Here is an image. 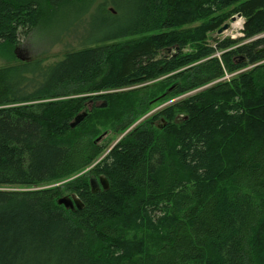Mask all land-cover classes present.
Wrapping results in <instances>:
<instances>
[{"label":"trees","instance_id":"trees-1","mask_svg":"<svg viewBox=\"0 0 264 264\" xmlns=\"http://www.w3.org/2000/svg\"><path fill=\"white\" fill-rule=\"evenodd\" d=\"M96 1L0 0V52L14 58L20 37L65 28ZM103 1L93 24L101 39L86 45L139 39L84 48L46 67L0 68V107L20 104L0 108V186L60 181L102 157L91 174L108 189L92 194L81 178L68 184L79 210L57 204L58 188L0 191V264H264V0ZM234 15L244 19L242 37L208 44ZM167 75L174 94L200 91L107 153L93 141L86 103L101 101L97 111L123 131L137 95H80ZM162 222L165 236L152 252L125 243L134 224Z\"/></svg>","mask_w":264,"mask_h":264},{"label":"rangeland","instance_id":"rangeland-1","mask_svg":"<svg viewBox=\"0 0 264 264\" xmlns=\"http://www.w3.org/2000/svg\"><path fill=\"white\" fill-rule=\"evenodd\" d=\"M103 0H97L93 6L89 9V12L79 20L74 21L69 26H65L62 29H39L29 33L27 38L20 37L19 44L14 54V58H9L4 53L0 52V68L18 66L25 63L38 62L42 67H46L62 61L66 55L82 50L84 48L100 47L104 45L123 43L130 40L139 39V36H133L129 38H122L120 40L110 41L107 43H93L92 45H86L91 42H97L101 39L100 32L94 29L93 24L95 21L97 8L103 3ZM111 9V6L107 5L106 10ZM203 20L187 23L183 28H193L201 24ZM234 23H239L238 26L232 27ZM244 19L234 15L225 24H228V29L221 33L213 32L208 35L207 43L214 45L215 41H222L225 39L236 40L242 37ZM242 26V28H241ZM94 29V30H93ZM234 29V30H233ZM99 32V33H98ZM156 34V33H154ZM187 47L184 52L189 51ZM167 54H171L167 53ZM218 56L220 53L217 54ZM253 67H246L241 72L250 70ZM38 75L29 76L31 79L30 85H35V82H39ZM230 75L224 72V80L229 79ZM169 75L159 77L155 80L118 89L117 91H102L91 94L80 95L81 97H103L109 94H122L126 97H130L131 94L136 93V98H133V112L132 116L135 118L133 123L123 131H118L115 127L113 120L107 118V116L97 108L100 107L101 101H96L94 104H90V101L86 103V110L91 114L90 123L95 126V135L93 141H99L98 144L105 147L107 153L113 146L126 137L133 129L149 122L158 116L163 110L177 104L178 102L186 99L188 96L200 91L195 90L186 94H174V84L167 81ZM29 104V103H24ZM31 104V103H30ZM20 105L19 103L2 106L0 108H11ZM162 125L161 119H157L154 122V127ZM115 126V127H114ZM102 158V157H101ZM95 163L87 165L84 169L78 173L55 182H49L36 187H18V186H0V191H31L40 189L58 188L63 197H71V193L67 189V185L73 183L78 178L86 179L89 183L90 177H92L91 170L100 160ZM99 177H97L98 179ZM167 225V224H166ZM165 222L156 225L146 224L143 227L138 228L134 224L131 229L125 232V243L134 249H143L144 252H152L155 247L162 242L166 231ZM129 247V246H128ZM145 254V253H144Z\"/></svg>","mask_w":264,"mask_h":264},{"label":"water","instance_id":"water-1","mask_svg":"<svg viewBox=\"0 0 264 264\" xmlns=\"http://www.w3.org/2000/svg\"><path fill=\"white\" fill-rule=\"evenodd\" d=\"M240 17V15H237ZM228 24L223 25L218 31L217 34H221L225 32L228 29ZM169 52V50H167ZM105 105H102L101 107H104ZM86 113H82L78 116H76L73 120V122L70 124L71 128L76 127L78 124L82 122V120L85 118ZM89 187L92 194L98 193L100 190H107L108 189V182L105 178L99 177L98 179L94 176L90 177L89 179ZM57 204L59 206L64 207L66 210H74V209H81L82 203L78 198H76L74 195L71 197H62L58 199Z\"/></svg>","mask_w":264,"mask_h":264},{"label":"bare ground","instance_id":"bare-ground-1","mask_svg":"<svg viewBox=\"0 0 264 264\" xmlns=\"http://www.w3.org/2000/svg\"><path fill=\"white\" fill-rule=\"evenodd\" d=\"M239 24V23H238ZM238 24L237 23H234V25L232 26V27H235V26H238ZM241 28H242V26H241ZM234 30V29H233Z\"/></svg>","mask_w":264,"mask_h":264},{"label":"flooded vegetation","instance_id":"flooded-vegetation-1","mask_svg":"<svg viewBox=\"0 0 264 264\" xmlns=\"http://www.w3.org/2000/svg\"><path fill=\"white\" fill-rule=\"evenodd\" d=\"M90 104H91V102H90Z\"/></svg>","mask_w":264,"mask_h":264}]
</instances>
